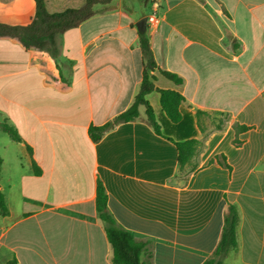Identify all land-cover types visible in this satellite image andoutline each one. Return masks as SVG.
Listing matches in <instances>:
<instances>
[{"label": "crops", "instance_id": "1", "mask_svg": "<svg viewBox=\"0 0 264 264\" xmlns=\"http://www.w3.org/2000/svg\"><path fill=\"white\" fill-rule=\"evenodd\" d=\"M49 1L61 12L78 0ZM153 14L159 24L146 34L159 69L184 80L178 87L157 72L156 84L183 93L184 120L172 123L154 92L148 100L164 136L143 106L137 121L95 142L91 127L128 111L141 90L139 22ZM35 15V0H0V23L27 26ZM59 46L54 59L0 39V122L24 141L0 130L9 208L0 215V264H114L99 182L118 224L152 242L143 264H204L229 203L240 214L239 250L225 264H264V0H117ZM214 114L228 120L211 127ZM237 125L254 129L237 135ZM193 139L201 146L182 167L177 143Z\"/></svg>", "mask_w": 264, "mask_h": 264}, {"label": "trees", "instance_id": "2", "mask_svg": "<svg viewBox=\"0 0 264 264\" xmlns=\"http://www.w3.org/2000/svg\"><path fill=\"white\" fill-rule=\"evenodd\" d=\"M36 15L27 26H13L0 23V39L12 40L19 44L26 51H35L49 55L57 59L60 56V37L67 31L78 28L85 22L96 16L94 8L98 5H111L117 0H78L70 7L61 12H51L49 0H35ZM140 48L144 60V79L141 90L137 95L132 107L115 118L103 127H91L90 134L95 142H100L105 135L116 126L123 123L135 122L140 118L141 107L147 108L149 122L158 135L164 136L161 126L156 120L153 107L148 97L154 92L161 94V106L174 124H180L184 120L182 104L185 97L177 89H161L157 86L158 80L156 74L159 72L163 78L172 82L174 85L183 86L184 80L177 74L159 69L155 59L154 52L148 35L140 34ZM200 116V113H199ZM254 127L247 125H237L235 130L237 135L253 130ZM0 130L7 134L13 141L22 143L23 138L13 126L7 121L0 122ZM167 138V137H166ZM236 145H241L239 139L235 140ZM201 142L198 140H189L187 142L177 143L179 151V161L182 167L191 163L193 157L198 152ZM30 153L33 151L29 148ZM220 164L232 170L227 158L218 156L216 158ZM215 160L212 161L214 163ZM3 159L0 156V187L2 175ZM36 173L40 170L35 165ZM97 210L100 219L105 225V231L109 243L113 249L114 264H143L142 255L148 251L150 260L154 257L153 244L150 241H144L136 238L131 232L122 228L109 211V196L102 182H99L97 190ZM9 208L5 195L0 191V215L7 216ZM240 224V214L236 205H228L225 226L219 245L213 255L205 261L204 264H225V261L232 252L239 250L238 227ZM9 264H17L14 259Z\"/></svg>", "mask_w": 264, "mask_h": 264}, {"label": "rangeland", "instance_id": "3", "mask_svg": "<svg viewBox=\"0 0 264 264\" xmlns=\"http://www.w3.org/2000/svg\"><path fill=\"white\" fill-rule=\"evenodd\" d=\"M143 1L146 2V0H143ZM111 5H98V6H96L94 8V10L96 12V15L99 14V13H101V12H104L105 10H107L109 8H111ZM146 12L150 13V9L146 10ZM226 120H228V117H226L224 115H220V114H214V115H211V116H209L207 118V121L211 123V125H210L211 127H219V125H221ZM1 137H2V139L6 140V141H9L11 143H14L13 140L8 135H6V134H3ZM0 148H1V151L4 152V147L2 145H1ZM192 161H193V159H192Z\"/></svg>", "mask_w": 264, "mask_h": 264}, {"label": "water", "instance_id": "4", "mask_svg": "<svg viewBox=\"0 0 264 264\" xmlns=\"http://www.w3.org/2000/svg\"><path fill=\"white\" fill-rule=\"evenodd\" d=\"M147 28H148V17H145L139 22V32L145 34L147 32Z\"/></svg>", "mask_w": 264, "mask_h": 264}, {"label": "built area", "instance_id": "5", "mask_svg": "<svg viewBox=\"0 0 264 264\" xmlns=\"http://www.w3.org/2000/svg\"><path fill=\"white\" fill-rule=\"evenodd\" d=\"M159 24V19L157 18V16L155 14H153L152 16H150L148 18V25L152 28L157 27Z\"/></svg>", "mask_w": 264, "mask_h": 264}]
</instances>
